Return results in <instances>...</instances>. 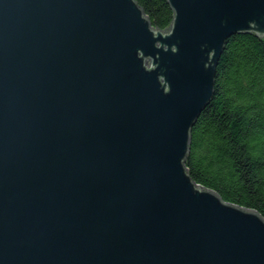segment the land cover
<instances>
[{"label": "water", "instance_id": "obj_1", "mask_svg": "<svg viewBox=\"0 0 264 264\" xmlns=\"http://www.w3.org/2000/svg\"><path fill=\"white\" fill-rule=\"evenodd\" d=\"M0 0V264H264V216L196 182L192 131L264 0Z\"/></svg>", "mask_w": 264, "mask_h": 264}, {"label": "trees", "instance_id": "obj_2", "mask_svg": "<svg viewBox=\"0 0 264 264\" xmlns=\"http://www.w3.org/2000/svg\"><path fill=\"white\" fill-rule=\"evenodd\" d=\"M137 1L155 27H169L174 11L167 0ZM186 167L196 182L264 216V38L237 33L226 42Z\"/></svg>", "mask_w": 264, "mask_h": 264}]
</instances>
